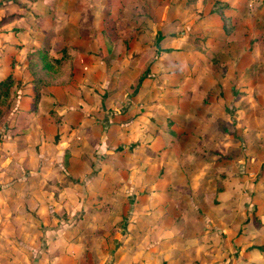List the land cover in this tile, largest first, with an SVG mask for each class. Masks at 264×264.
Instances as JSON below:
<instances>
[{
  "label": "rangeland",
  "instance_id": "374dc122",
  "mask_svg": "<svg viewBox=\"0 0 264 264\" xmlns=\"http://www.w3.org/2000/svg\"><path fill=\"white\" fill-rule=\"evenodd\" d=\"M8 75L0 264H264V0H0Z\"/></svg>",
  "mask_w": 264,
  "mask_h": 264
},
{
  "label": "trees",
  "instance_id": "16d2710c",
  "mask_svg": "<svg viewBox=\"0 0 264 264\" xmlns=\"http://www.w3.org/2000/svg\"><path fill=\"white\" fill-rule=\"evenodd\" d=\"M224 6L225 8L228 7V5L225 3L217 2V8L214 11L216 12L218 10H222ZM143 80H144V77L141 78L140 82H142ZM13 82H15V80L11 77V75L3 77V79L0 80V97L9 94L8 88L11 86Z\"/></svg>",
  "mask_w": 264,
  "mask_h": 264
}]
</instances>
